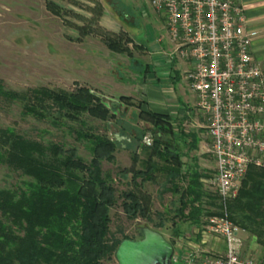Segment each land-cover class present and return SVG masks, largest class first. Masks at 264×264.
<instances>
[{
  "label": "trees",
  "instance_id": "1",
  "mask_svg": "<svg viewBox=\"0 0 264 264\" xmlns=\"http://www.w3.org/2000/svg\"><path fill=\"white\" fill-rule=\"evenodd\" d=\"M102 13V9L98 11V15ZM56 15L61 16L58 11ZM78 29L79 41L96 33L110 50L129 52L131 38L125 32L113 33L102 27L89 30L85 25ZM92 90L77 84L73 90L39 87L19 92L7 89L0 81V95L9 101L19 100L25 114L42 120L53 118L55 125L59 118L80 122L81 129L72 127L71 132L77 138L88 139L92 145V159L87 163L74 147L65 148L58 143L46 146L14 127H0V163L31 178L24 189H0V264H104L114 260L123 239L132 238L124 233L122 237L111 236L110 231V213L118 200L117 189L102 167L104 161L116 160L118 140L108 133L85 130L87 125L82 119L85 114L109 123L118 115L124 116L128 108L136 107L138 118L148 126L142 133L137 127L132 128L128 136L131 141L127 148L133 150L132 167L123 168L122 173H133V188L121 196L123 211L130 220H146V225L151 223L152 228L161 232L165 219L158 213L161 221L155 223L150 209L151 195L137 182L138 179L153 181L158 171L165 174L172 192L180 194L178 216L202 224V217L221 214L218 196L219 211L210 212L206 208L207 189L202 182L205 175L197 167L184 172V154L175 141L189 137L196 143L193 135L177 130L170 115L142 108L141 102L130 96H121V106L111 109ZM148 130L154 136L151 147L142 144ZM141 148L147 149L148 156L139 168ZM155 157L160 164L155 163ZM181 181H185L184 187L179 185ZM238 212L246 215V219H237ZM228 216L251 233L264 249L263 168L249 167L238 197L228 203ZM174 233L176 236L181 233L180 226L177 225Z\"/></svg>",
  "mask_w": 264,
  "mask_h": 264
},
{
  "label": "rangeland",
  "instance_id": "2",
  "mask_svg": "<svg viewBox=\"0 0 264 264\" xmlns=\"http://www.w3.org/2000/svg\"><path fill=\"white\" fill-rule=\"evenodd\" d=\"M150 3L149 0H142L141 11L149 14L154 12ZM118 5H120L119 0H0V81L7 89L19 92L39 87L75 89L77 84L80 85L75 81L78 77L75 70L81 63L78 61L81 56L76 48L78 47L77 42H79L77 39L80 36L78 26L85 25L89 30H98L102 27L100 19L103 14L98 15V11L102 9L103 12L107 10V13L111 11L117 16H124ZM56 11L61 16L56 15ZM141 11L137 10L136 17L139 23L143 21L144 24L141 23L135 32H138L139 36L145 37L151 47L156 46L160 44L158 42L160 34L165 31H160L153 22L146 23ZM154 18L161 21L159 13L155 12ZM154 18H152L153 21ZM83 41L90 44L99 43L102 40L95 33L83 37L80 42ZM91 52L101 54V51L98 50ZM175 57L174 55L173 58ZM84 64L86 65L88 62H84ZM165 65L167 64L165 63ZM59 119V125H55L53 118L42 120L34 115L25 114L19 100L9 101L0 95V127H14L27 138L41 141L46 146L58 143L64 145L65 148L74 147L77 155L89 163L92 159L90 141L86 138H77L71 132L72 127L81 129L80 122L70 121L67 118ZM82 119L87 125L85 130L91 129L94 133L110 135L112 125H108L107 122L93 118L88 114L83 115ZM119 126L115 125L112 136L117 132H120L121 135L125 134L127 129L122 130ZM146 127L148 126L139 125L137 129L142 133ZM181 128L185 129L184 126ZM131 129L129 127L128 131ZM147 133H152V131L148 130ZM207 142L208 152L205 154L207 159L204 166L206 170L201 173L205 175V178H210L214 176V166H211L213 156L210 151L208 135ZM118 143L119 146L115 153L116 160L114 162L104 161L102 167L104 173L111 177L117 189L118 200L111 208L110 213L112 218L111 236L122 237V233H124L134 239H140L142 234L139 232V227L148 224V222L143 219L130 220L123 211L121 194L133 188V173H122L123 168L132 167V162L121 151L123 141H118ZM136 145L137 143L134 144V147ZM147 153V149L141 148V156L145 160L148 156ZM154 161L158 164L161 163L157 157L154 158ZM139 165L142 166L143 163L140 162ZM30 181V177L0 163V189L18 191L20 188H26ZM137 182L141 184L145 193L151 195L150 209L155 223L161 221L158 213L162 214L165 219V225L160 227V230L169 241L183 246L188 253L198 248H204L200 243L202 224H194L193 221L185 220L181 215H177L180 208V194H177L176 197L173 195V198L172 188L167 182L165 174L158 171L154 174L153 181L138 179ZM203 184L207 189V197L204 198L206 208L210 212L219 211V201L215 190L208 182L203 181ZM179 185L184 187L185 181H181ZM206 217H202L203 221ZM235 217L240 221L246 219V215L242 212H238ZM149 225L152 226L151 223ZM177 225L181 228V233L178 236L174 233ZM246 234V249L250 250L253 237L251 233ZM179 237H182L181 241L178 239ZM256 243L258 244V241ZM258 245L256 253L259 259L264 262V249L260 244ZM113 263H117L115 258L113 261L104 262V264Z\"/></svg>",
  "mask_w": 264,
  "mask_h": 264
},
{
  "label": "built area",
  "instance_id": "3",
  "mask_svg": "<svg viewBox=\"0 0 264 264\" xmlns=\"http://www.w3.org/2000/svg\"><path fill=\"white\" fill-rule=\"evenodd\" d=\"M150 2L165 15L175 54L189 63L185 78L216 163L207 182L221 203V214L202 223L204 248L188 253L173 244L172 264H264L254 248L246 249V230L228 216V203L238 197L249 167L264 169V70L252 55L257 32L247 28L236 0ZM142 144L151 147L153 134H145Z\"/></svg>",
  "mask_w": 264,
  "mask_h": 264
},
{
  "label": "crops",
  "instance_id": "4",
  "mask_svg": "<svg viewBox=\"0 0 264 264\" xmlns=\"http://www.w3.org/2000/svg\"><path fill=\"white\" fill-rule=\"evenodd\" d=\"M120 7L124 16L114 14L105 10L100 19V25L113 33L125 32L131 38L128 44L129 52H115L110 50L103 41L99 43L77 42L79 67L75 72L78 77L75 79L80 85H87L93 90L109 97L119 99L121 96H130L135 101L141 102L142 108L154 112L168 114L174 120L177 130H183L185 135H193L197 142L191 138L176 139L184 154V172L189 168L197 167L199 171L206 170L204 166L208 152L207 135L208 131L202 115L198 112L196 103V94L191 90L188 81L185 78V71L189 68L187 61L181 60L176 54V46L171 42L166 31V22L164 13L154 12L151 14L141 11L142 0H119ZM150 1V0H149ZM245 9L247 28L257 32L253 40L252 55L264 70V0H236ZM151 4V3H150ZM142 12L145 22H153L160 31L156 46H150V42L143 36L135 32L143 21L137 20L136 13ZM159 13L161 21H157L154 15ZM154 18V21L153 19ZM89 38V37H87ZM86 43V44H85ZM101 51V54L91 51ZM176 56L173 58V56ZM160 56V57H159ZM172 57L171 59H169ZM178 57V59H177ZM165 61V62H164ZM88 62V64H84ZM165 63L167 65H165ZM170 65V66H168ZM87 66V67H86ZM125 107H122L124 112ZM138 108L130 107L124 116L118 115L108 124L111 126V137H115V125L125 130L123 136H129L131 131L129 127L135 128L139 125H147L137 116ZM130 125V126H129ZM189 128V129H188ZM121 151L127 155L132 162V151L127 148L130 141L122 140ZM190 147H193L190 149ZM140 161L137 167L140 168V162L145 159L141 156V149L138 150ZM210 157V155H209ZM214 172L216 163L214 158ZM166 178V177H165ZM208 178H203L207 182ZM181 185V184H180ZM172 196H177L171 192ZM173 196V198H174ZM247 235V234H246ZM245 235V237H246ZM258 244L255 239H251V248L258 250Z\"/></svg>",
  "mask_w": 264,
  "mask_h": 264
},
{
  "label": "water",
  "instance_id": "5",
  "mask_svg": "<svg viewBox=\"0 0 264 264\" xmlns=\"http://www.w3.org/2000/svg\"><path fill=\"white\" fill-rule=\"evenodd\" d=\"M92 92L101 97L111 109L121 106L117 99H111L95 90ZM112 139L131 141V138L121 135L120 132ZM139 232L142 238H125L117 247L115 258L118 264H172L174 245L163 233L149 225L140 226Z\"/></svg>",
  "mask_w": 264,
  "mask_h": 264
}]
</instances>
